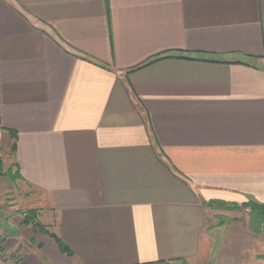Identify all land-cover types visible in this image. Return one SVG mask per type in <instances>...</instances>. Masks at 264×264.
<instances>
[{
	"label": "crops",
	"instance_id": "obj_1",
	"mask_svg": "<svg viewBox=\"0 0 264 264\" xmlns=\"http://www.w3.org/2000/svg\"><path fill=\"white\" fill-rule=\"evenodd\" d=\"M250 199L264 0H0V264H264Z\"/></svg>",
	"mask_w": 264,
	"mask_h": 264
},
{
	"label": "trees",
	"instance_id": "obj_2",
	"mask_svg": "<svg viewBox=\"0 0 264 264\" xmlns=\"http://www.w3.org/2000/svg\"><path fill=\"white\" fill-rule=\"evenodd\" d=\"M165 57H167V55L155 56L152 60H149L142 66H145L151 63L152 61L162 59ZM208 206H210L213 209H221V210L244 209L247 211L248 220L251 229L254 230V232H259L261 229L264 230V203L262 202L256 201L254 199H250L248 202L238 205V204H227L219 201H210L208 203Z\"/></svg>",
	"mask_w": 264,
	"mask_h": 264
},
{
	"label": "built area",
	"instance_id": "obj_3",
	"mask_svg": "<svg viewBox=\"0 0 264 264\" xmlns=\"http://www.w3.org/2000/svg\"><path fill=\"white\" fill-rule=\"evenodd\" d=\"M27 213L24 212V216L26 215ZM263 228V227H262ZM0 258L1 259H13V255H12V252L8 249H6L3 245H2V242L0 240Z\"/></svg>",
	"mask_w": 264,
	"mask_h": 264
},
{
	"label": "rangeland",
	"instance_id": "obj_4",
	"mask_svg": "<svg viewBox=\"0 0 264 264\" xmlns=\"http://www.w3.org/2000/svg\"><path fill=\"white\" fill-rule=\"evenodd\" d=\"M24 212L27 213L25 216H24ZM27 217H28V212H27V211H23V212H22V218H23V219H24V218L26 219Z\"/></svg>",
	"mask_w": 264,
	"mask_h": 264
}]
</instances>
